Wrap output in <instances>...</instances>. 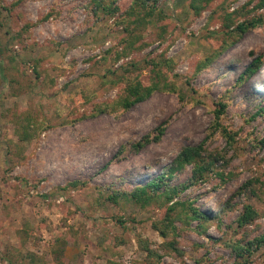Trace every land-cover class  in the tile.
Segmentation results:
<instances>
[{
    "label": "rangeland",
    "instance_id": "374dc122",
    "mask_svg": "<svg viewBox=\"0 0 264 264\" xmlns=\"http://www.w3.org/2000/svg\"><path fill=\"white\" fill-rule=\"evenodd\" d=\"M15 1L0 0L5 25L0 264H8L7 257L20 263L29 252L48 264L157 263L155 254L140 248V240L163 256L159 264H264V243L240 261L226 247L244 238H264V64L240 80L255 57L264 62V26L242 35L209 69L197 73L198 64L227 34L226 13L238 12L235 23L244 20L243 8L250 0H214L200 18L189 0H161L166 17L141 32L142 50L128 51L118 62L116 49L127 35L114 20H99L90 0H24L14 7ZM129 3L119 5L125 10ZM151 62L163 66L155 70ZM158 74L162 90L148 100L118 117L89 116L94 105L113 103L125 96L129 84H149ZM220 103L227 106L220 124L237 135L234 147L219 133L209 138ZM24 113L48 127L29 143L16 136ZM73 120L77 122L71 125ZM160 126L166 132L159 142L119 156L123 147L156 135ZM205 140L210 150H227L230 180L222 185L211 176L178 199L192 200L213 217L207 234L185 231L178 222V230L169 229L163 237L153 224L161 221L164 210L145 209L126 199L119 206L106 200L113 187L131 191L148 183L164 173L183 147ZM190 170L171 185L188 181ZM76 181L78 187L70 185ZM246 205L259 218L239 227ZM171 241L178 242L183 257L164 247Z\"/></svg>",
    "mask_w": 264,
    "mask_h": 264
},
{
    "label": "trees",
    "instance_id": "16d2710c",
    "mask_svg": "<svg viewBox=\"0 0 264 264\" xmlns=\"http://www.w3.org/2000/svg\"><path fill=\"white\" fill-rule=\"evenodd\" d=\"M23 1L24 0H16L13 6L17 7ZM121 1L122 0H90L92 12L98 19L108 17L114 20V24L117 25L118 28H122L125 35H127L117 46L115 62L124 58L123 56L126 57V55L129 54L128 51L133 52L142 50L141 32L147 30L151 21H158L166 17L164 16V11L159 7L161 0H129V6L125 10L119 5ZM213 1L214 0H189L188 6L193 11L194 16L200 18L205 11L209 10ZM252 3H254V5L250 7ZM243 9H247L246 18L238 23L233 21V16L238 12L226 13L227 34L224 35L220 47L211 51V53L198 64V74L209 69L221 58V56L231 50L242 35L257 27L264 26V15L262 14V12H264V0H250ZM4 27L5 25L1 21L0 15V58L4 56V50L2 49L3 36L1 34V30ZM9 40L11 39L9 38ZM150 44L151 42H148L147 46ZM263 64L264 62L260 57H255L240 76V80H244L251 77L256 72H259ZM150 65L153 66L155 70H160L163 66L162 63L157 62H151ZM34 69L39 79L41 73H39L38 68ZM0 71L2 73L4 72L1 66ZM159 76L160 74L155 76V79L150 78L151 82L149 80V84L148 82H146L145 85L137 82L129 84L126 87L125 96L120 97L113 103L94 105L93 111L89 116L94 117L100 114H109L118 117L122 113L129 111L134 105L148 100L156 91L162 90ZM219 107L220 110L217 112V118L211 129L209 138H213L219 133L225 137L230 147H234L237 136L236 132H231L220 124L221 116L224 114L227 106L224 103H220ZM21 116L22 117L19 118V124L16 126V136L20 143H29L35 138L39 130H48V127L42 121L34 119L28 113H24V115ZM76 120L70 121V124L76 123ZM165 132V126H160L157 129L156 135H147L139 141L131 142L128 149L126 147L121 149L119 156L125 154L127 150L130 155L139 153L149 144L159 142L165 135ZM206 140L196 146L183 147L172 163L166 167L164 173L148 183L140 185L131 191L124 187H113L106 200L115 206H119L120 200L126 199L133 201L135 204L145 209L150 206H157L159 209L164 210V216L161 221L153 224L154 230L158 231L163 237L166 236L167 230L169 229L174 231L178 230L176 226L178 222L181 223L185 231H195L199 235L207 234L209 230L208 225L214 220L213 217L202 212L200 208L195 206L192 200L178 199L180 195L186 192L190 187L207 183L211 176L219 178L222 185L227 184L230 180L226 170L230 165V161L227 159V150H210L207 147ZM219 163H222V167H219ZM189 169L191 170L188 181L180 185H171V182L175 178L181 177L187 173ZM70 185L78 187L80 182H72ZM251 185V182L245 184L243 187L244 190H248ZM227 206L230 207L231 204L229 203ZM223 212H225V210ZM258 218V212L255 211L251 205H246L245 211L238 218L237 222L239 227H245L254 223ZM194 223H197L195 227H193ZM57 243L58 246H60V244L64 245V242L61 241H57ZM262 243H264V238L254 239L249 242L244 238L237 242H229L226 244V247L236 260L240 261L250 257L253 247L255 245L256 248L261 247ZM139 246L143 251L155 254L159 261L154 264H159L163 256L155 253L153 249H150L148 241L140 240ZM164 247L170 248L171 251L176 252L180 257L185 255V253L179 249L178 242H167ZM20 259V263L14 262L9 257L5 258V261L8 264H48L43 257L33 252L22 255ZM195 264H200V262L198 261Z\"/></svg>",
    "mask_w": 264,
    "mask_h": 264
}]
</instances>
